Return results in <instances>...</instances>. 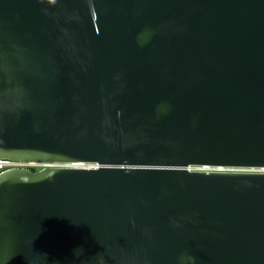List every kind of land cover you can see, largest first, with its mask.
<instances>
[{
  "label": "water",
  "instance_id": "water-1",
  "mask_svg": "<svg viewBox=\"0 0 264 264\" xmlns=\"http://www.w3.org/2000/svg\"><path fill=\"white\" fill-rule=\"evenodd\" d=\"M1 159L0 264H264V0H0Z\"/></svg>",
  "mask_w": 264,
  "mask_h": 264
},
{
  "label": "built area",
  "instance_id": "built-area-1",
  "mask_svg": "<svg viewBox=\"0 0 264 264\" xmlns=\"http://www.w3.org/2000/svg\"><path fill=\"white\" fill-rule=\"evenodd\" d=\"M19 163L15 162V161H11V160H0V172L3 170H6L8 168L11 167H16L15 165H18ZM32 164V163H31ZM30 165V164H29ZM47 165V164H45ZM240 170H244V171H258V172H264V168L263 169H240Z\"/></svg>",
  "mask_w": 264,
  "mask_h": 264
},
{
  "label": "rangeland",
  "instance_id": "rangeland-1",
  "mask_svg": "<svg viewBox=\"0 0 264 264\" xmlns=\"http://www.w3.org/2000/svg\"><path fill=\"white\" fill-rule=\"evenodd\" d=\"M53 165V164H52ZM57 166H60L59 164H56ZM15 166H23V167H34L36 170L37 169H40V168H42V167H44V166H46L45 165V163H32V164H28V163H19L18 165H15ZM75 166H78V167H87L88 165L87 164H80V165H75Z\"/></svg>",
  "mask_w": 264,
  "mask_h": 264
},
{
  "label": "clouds",
  "instance_id": "clouds-1",
  "mask_svg": "<svg viewBox=\"0 0 264 264\" xmlns=\"http://www.w3.org/2000/svg\"><path fill=\"white\" fill-rule=\"evenodd\" d=\"M82 251V250H81ZM100 264H103V261L101 260Z\"/></svg>",
  "mask_w": 264,
  "mask_h": 264
},
{
  "label": "flooded vegetation",
  "instance_id": "flooded-vegetation-1",
  "mask_svg": "<svg viewBox=\"0 0 264 264\" xmlns=\"http://www.w3.org/2000/svg\"><path fill=\"white\" fill-rule=\"evenodd\" d=\"M33 170H36L34 167H31Z\"/></svg>",
  "mask_w": 264,
  "mask_h": 264
},
{
  "label": "bare ground",
  "instance_id": "bare-ground-1",
  "mask_svg": "<svg viewBox=\"0 0 264 264\" xmlns=\"http://www.w3.org/2000/svg\"><path fill=\"white\" fill-rule=\"evenodd\" d=\"M16 162V161H15ZM17 163H19V162H17ZM26 164V163H25ZM28 164H31V163H28Z\"/></svg>",
  "mask_w": 264,
  "mask_h": 264
}]
</instances>
